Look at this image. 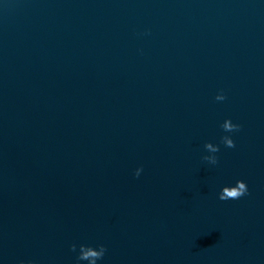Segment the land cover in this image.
Masks as SVG:
<instances>
[{"label":"water","instance_id":"95a60500","mask_svg":"<svg viewBox=\"0 0 264 264\" xmlns=\"http://www.w3.org/2000/svg\"><path fill=\"white\" fill-rule=\"evenodd\" d=\"M81 245L264 264V0H0V264Z\"/></svg>","mask_w":264,"mask_h":264},{"label":"clouds","instance_id":"9594fccd","mask_svg":"<svg viewBox=\"0 0 264 264\" xmlns=\"http://www.w3.org/2000/svg\"><path fill=\"white\" fill-rule=\"evenodd\" d=\"M216 100H220L223 101L226 99V97L224 95H218L215 98ZM223 131L228 132V133H233V132H238L240 131V125L237 124H233L230 120L229 122L225 123L224 125L221 126ZM221 142L225 145V147L227 148H234L235 147V143L234 141L229 137V136H223L221 138ZM205 149H209L211 148V143H206L204 145ZM214 152H218L220 149L217 146L214 149H211ZM203 160L207 161L208 163L215 165L218 163V159L216 156L214 157H208V156H204ZM142 168L141 169H137L135 172V176L139 177L140 173L142 172ZM223 193L226 194H220L219 195V199L221 201H227V200H238L243 196L248 195V187L246 185L245 182L243 181H237L236 185L233 187H224L222 189ZM99 247V251H93L91 246H85V245H81L80 246V251H81V255L77 256V261H81V260H87L91 257V264H95V261L97 259L102 260L104 258V255L107 251V249L103 246L100 245ZM71 250L73 252L76 251V245H72L71 246Z\"/></svg>","mask_w":264,"mask_h":264}]
</instances>
